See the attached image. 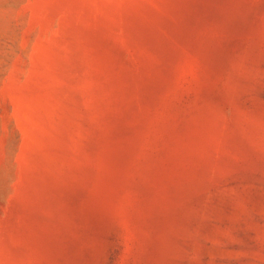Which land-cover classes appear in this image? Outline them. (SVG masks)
<instances>
[{
  "label": "rangeland",
  "instance_id": "1",
  "mask_svg": "<svg viewBox=\"0 0 264 264\" xmlns=\"http://www.w3.org/2000/svg\"><path fill=\"white\" fill-rule=\"evenodd\" d=\"M0 264H264V0H0Z\"/></svg>",
  "mask_w": 264,
  "mask_h": 264
}]
</instances>
